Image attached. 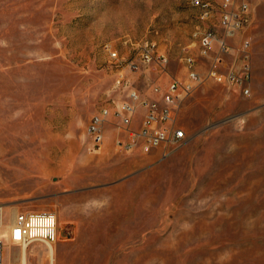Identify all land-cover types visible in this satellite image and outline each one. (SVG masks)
I'll list each match as a JSON object with an SVG mask.
<instances>
[{"label": "rangeland", "instance_id": "1", "mask_svg": "<svg viewBox=\"0 0 264 264\" xmlns=\"http://www.w3.org/2000/svg\"><path fill=\"white\" fill-rule=\"evenodd\" d=\"M203 22L192 0H0V210L57 217L56 243H11L3 264H264V0L242 28L199 58L198 29L218 28L223 0ZM252 40L250 95L208 77L242 64ZM153 39L186 81L185 51L201 82L176 109L186 133L169 156L122 152L111 117L100 153L88 125L130 90L151 97L166 75L136 63L130 43ZM109 47L122 59L110 57ZM127 69L125 81L119 73ZM6 257V258H5Z\"/></svg>", "mask_w": 264, "mask_h": 264}, {"label": "built area", "instance_id": "2", "mask_svg": "<svg viewBox=\"0 0 264 264\" xmlns=\"http://www.w3.org/2000/svg\"><path fill=\"white\" fill-rule=\"evenodd\" d=\"M192 4L199 9L200 18L204 23L214 17L215 10L210 3L192 0ZM247 12L246 3L237 5L236 0H223L218 12L217 27L223 30L225 39H218L216 26L198 29L193 37L199 46V58L210 57L217 42L227 53L230 49L228 40L241 30L242 21ZM130 44L136 63L155 75H166L168 81L165 86L155 83L151 89V97H144L137 90H130L126 100L115 111L111 112L110 109L104 108L96 113L88 125V134L91 139L90 151L100 153L103 150L106 127L112 123L111 117L114 116L117 118L115 127L118 130L115 146L119 151L150 154L160 150L163 152V157H167L186 140L185 131L177 123L176 109L201 82V75L194 69L197 59L185 51L181 62L188 70V78L182 81L169 74L170 60L159 52V46L155 40L146 38ZM251 48L252 40L245 37L239 48V52L243 55L242 64L232 67L226 75L217 70H211L208 77L219 83L236 85L244 95H250ZM107 50L113 60L126 61L121 60L118 51L111 50L109 47ZM127 69L135 71L138 65L131 62L126 68L121 69L119 83L125 81ZM5 229H8L11 243L23 246L35 241L54 244L58 238V220L53 214L18 213L12 223L4 227L3 214L0 210V264L4 261Z\"/></svg>", "mask_w": 264, "mask_h": 264}, {"label": "bare ground", "instance_id": "3", "mask_svg": "<svg viewBox=\"0 0 264 264\" xmlns=\"http://www.w3.org/2000/svg\"><path fill=\"white\" fill-rule=\"evenodd\" d=\"M6 258V257H5Z\"/></svg>", "mask_w": 264, "mask_h": 264}, {"label": "crops", "instance_id": "4", "mask_svg": "<svg viewBox=\"0 0 264 264\" xmlns=\"http://www.w3.org/2000/svg\"><path fill=\"white\" fill-rule=\"evenodd\" d=\"M118 150V149H117Z\"/></svg>", "mask_w": 264, "mask_h": 264}]
</instances>
